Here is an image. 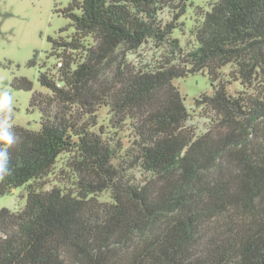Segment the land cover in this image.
Returning <instances> with one entry per match:
<instances>
[{
  "label": "trees",
  "instance_id": "trees-1",
  "mask_svg": "<svg viewBox=\"0 0 264 264\" xmlns=\"http://www.w3.org/2000/svg\"><path fill=\"white\" fill-rule=\"evenodd\" d=\"M186 5L71 0L63 9L74 32L51 40L58 75L39 71L49 91L30 98L39 127L12 124L18 142L5 145L12 173L0 178V195L26 185V197L19 210L0 208V264H264V0L197 6L178 65L127 62L148 42L180 49L172 33ZM227 64L242 86L234 94L220 79ZM197 72L213 82L195 100L212 114L201 134L185 126L172 83ZM12 85L32 88L24 76ZM99 105L115 127L127 124L128 150L93 129ZM65 153L71 183L45 189Z\"/></svg>",
  "mask_w": 264,
  "mask_h": 264
},
{
  "label": "rangeland",
  "instance_id": "rangeland-1",
  "mask_svg": "<svg viewBox=\"0 0 264 264\" xmlns=\"http://www.w3.org/2000/svg\"><path fill=\"white\" fill-rule=\"evenodd\" d=\"M71 0H0V89H7L13 96L11 124H18L29 128H38L41 117L40 109L30 105V98L34 91L48 94L49 91L38 80L39 71L49 70L51 75L56 73L58 58L51 54V40L69 39L74 32L71 19L63 14V9ZM207 0H186L184 14L180 17L181 26L176 28L172 35L180 42V49L170 52L171 46L165 43L158 49L151 42L142 45L137 52L126 55L127 62L134 67L149 62L168 58L171 63L178 65L183 60V53L187 51L192 42L189 30L192 28L196 7L207 8ZM78 12V10H76ZM61 52V50H57ZM56 53V52H55ZM35 63L29 65V60ZM235 65L227 64L220 70V79L225 82L228 92L234 94L242 88L240 80L234 77ZM24 76L32 82L31 90L13 87V77ZM172 83L183 96L184 105L189 117L185 126L192 129L195 134L205 132L211 123L212 114L195 100L201 95H211L213 82L206 73L197 72L185 77L174 78ZM98 130L101 125L104 129L103 137L114 144L116 140L122 142L124 150L132 145L127 124L121 128L115 127V118L110 119L107 107L97 106ZM69 154H61L55 163L52 172L44 179V188L56 185H69L70 175H65V168L70 161ZM135 178H143L138 168L129 171ZM69 174V172H68ZM101 199H109L108 192L99 194ZM26 197V185L12 189L10 193L0 195V208L11 210L23 208Z\"/></svg>",
  "mask_w": 264,
  "mask_h": 264
},
{
  "label": "clouds",
  "instance_id": "clouds-1",
  "mask_svg": "<svg viewBox=\"0 0 264 264\" xmlns=\"http://www.w3.org/2000/svg\"><path fill=\"white\" fill-rule=\"evenodd\" d=\"M12 108V94L7 89H0V178L11 175L12 168L8 147L18 142V137L10 122Z\"/></svg>",
  "mask_w": 264,
  "mask_h": 264
},
{
  "label": "built area",
  "instance_id": "built-area-1",
  "mask_svg": "<svg viewBox=\"0 0 264 264\" xmlns=\"http://www.w3.org/2000/svg\"><path fill=\"white\" fill-rule=\"evenodd\" d=\"M62 66V61L60 59H58L57 63H56V71L58 70L59 67ZM56 79V78H54ZM57 86H60V82L57 81Z\"/></svg>",
  "mask_w": 264,
  "mask_h": 264
}]
</instances>
